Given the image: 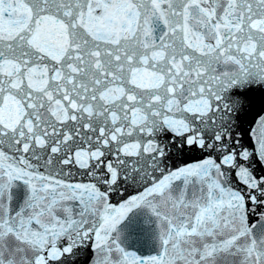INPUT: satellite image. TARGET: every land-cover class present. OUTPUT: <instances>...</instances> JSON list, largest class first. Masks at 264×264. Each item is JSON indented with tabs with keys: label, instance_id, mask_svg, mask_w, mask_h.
<instances>
[{
	"label": "snow or ice",
	"instance_id": "1",
	"mask_svg": "<svg viewBox=\"0 0 264 264\" xmlns=\"http://www.w3.org/2000/svg\"><path fill=\"white\" fill-rule=\"evenodd\" d=\"M0 264H264V0H0Z\"/></svg>",
	"mask_w": 264,
	"mask_h": 264
},
{
	"label": "water",
	"instance_id": "2",
	"mask_svg": "<svg viewBox=\"0 0 264 264\" xmlns=\"http://www.w3.org/2000/svg\"><path fill=\"white\" fill-rule=\"evenodd\" d=\"M246 127H247V125H246Z\"/></svg>",
	"mask_w": 264,
	"mask_h": 264
}]
</instances>
